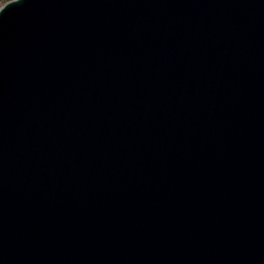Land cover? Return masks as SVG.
Masks as SVG:
<instances>
[{
    "label": "water",
    "instance_id": "95a60500",
    "mask_svg": "<svg viewBox=\"0 0 264 264\" xmlns=\"http://www.w3.org/2000/svg\"><path fill=\"white\" fill-rule=\"evenodd\" d=\"M0 264H264V0L1 5Z\"/></svg>",
    "mask_w": 264,
    "mask_h": 264
},
{
    "label": "rangeland",
    "instance_id": "374dc122",
    "mask_svg": "<svg viewBox=\"0 0 264 264\" xmlns=\"http://www.w3.org/2000/svg\"><path fill=\"white\" fill-rule=\"evenodd\" d=\"M7 1H9V0H0V6L3 5Z\"/></svg>",
    "mask_w": 264,
    "mask_h": 264
}]
</instances>
